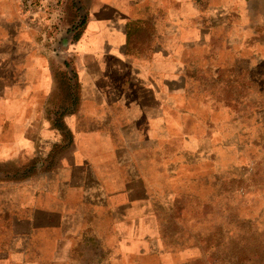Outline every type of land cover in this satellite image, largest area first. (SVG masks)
<instances>
[{
    "label": "crops",
    "instance_id": "0c3cea01",
    "mask_svg": "<svg viewBox=\"0 0 264 264\" xmlns=\"http://www.w3.org/2000/svg\"><path fill=\"white\" fill-rule=\"evenodd\" d=\"M71 4L44 40L0 0V264H201L185 201L264 142V0Z\"/></svg>",
    "mask_w": 264,
    "mask_h": 264
},
{
    "label": "rangeland",
    "instance_id": "374dc122",
    "mask_svg": "<svg viewBox=\"0 0 264 264\" xmlns=\"http://www.w3.org/2000/svg\"><path fill=\"white\" fill-rule=\"evenodd\" d=\"M66 4L63 19L71 0ZM220 90L223 98L242 96L240 86ZM235 108L239 111L240 104ZM227 162L231 165L219 167L211 188L203 178L201 200L185 201L192 212L187 222L200 234L201 264H264V142Z\"/></svg>",
    "mask_w": 264,
    "mask_h": 264
},
{
    "label": "built area",
    "instance_id": "2783aa9c",
    "mask_svg": "<svg viewBox=\"0 0 264 264\" xmlns=\"http://www.w3.org/2000/svg\"><path fill=\"white\" fill-rule=\"evenodd\" d=\"M66 3L67 0H20V7L27 26L41 30L42 38L47 40L59 29Z\"/></svg>",
    "mask_w": 264,
    "mask_h": 264
},
{
    "label": "water",
    "instance_id": "95a60500",
    "mask_svg": "<svg viewBox=\"0 0 264 264\" xmlns=\"http://www.w3.org/2000/svg\"><path fill=\"white\" fill-rule=\"evenodd\" d=\"M76 26H78V24L76 25ZM63 46H65V43H64V41H63V36L60 38V40L58 41V43L56 44V53H59L60 51H61V48L63 47Z\"/></svg>",
    "mask_w": 264,
    "mask_h": 264
}]
</instances>
